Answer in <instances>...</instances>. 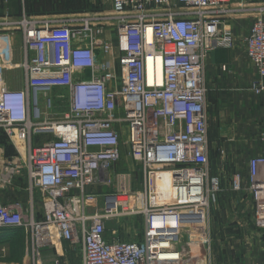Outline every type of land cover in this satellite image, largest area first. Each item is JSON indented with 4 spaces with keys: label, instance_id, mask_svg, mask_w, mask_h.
I'll list each match as a JSON object with an SVG mask.
<instances>
[{
    "label": "built area",
    "instance_id": "2783aa9c",
    "mask_svg": "<svg viewBox=\"0 0 264 264\" xmlns=\"http://www.w3.org/2000/svg\"><path fill=\"white\" fill-rule=\"evenodd\" d=\"M109 1L114 46L96 17L71 25L25 11L0 18V131L15 152V169L42 199L39 217L0 203V228L24 230L35 264L45 249L60 256L63 242L80 245L82 264H183L190 254L184 229L207 226L221 190L208 168L204 63L235 44L216 11L229 0ZM243 44L256 70L250 89L260 94L264 15L252 21ZM114 52L118 72L106 58ZM18 76L20 86L10 85ZM58 102L67 109L55 112ZM124 153L142 168L140 191L131 190L130 173L113 170ZM261 166L264 157H253L247 174L229 182L231 191L249 194L258 231ZM139 216L136 240L132 218ZM108 225L122 227L124 239L117 229L105 238ZM210 241L207 235L204 244Z\"/></svg>",
    "mask_w": 264,
    "mask_h": 264
},
{
    "label": "crops",
    "instance_id": "0c3cea01",
    "mask_svg": "<svg viewBox=\"0 0 264 264\" xmlns=\"http://www.w3.org/2000/svg\"><path fill=\"white\" fill-rule=\"evenodd\" d=\"M82 0H16L10 5L0 9V18L18 17L22 11H34L41 20L66 21L70 24L83 18L85 15L80 10H73V3ZM90 4H96L98 0H87ZM58 2L66 5L63 14L52 17V3ZM223 14V24L228 25L233 35H245L248 33L249 24L256 16L264 15V0H229ZM104 11V12H103ZM102 13L107 14L105 10ZM107 39L111 36H107ZM111 38V37H110ZM236 40V39H235ZM113 43V40H108ZM16 43L18 42L15 41ZM116 53L106 57L118 72L115 60ZM225 66L226 70H222ZM205 83L208 89L205 113L207 116L208 151H209V175L220 179L221 190L216 201L208 212V226L215 232L216 221L213 215L226 214L221 229L224 236L221 237L224 254L220 264H264V250L260 248V235L252 224V203L249 194L243 189L240 192L230 190L229 182L233 174L246 175L249 160L253 157H264V91L255 94L250 89V84L256 76V70L245 56V48L217 49L207 56L204 63ZM8 159V158H6ZM1 162V159H0ZM12 160L10 163H13ZM261 171L264 167L261 166ZM24 172V171H23ZM29 191V189H28ZM4 197L0 194V203L7 207L18 208L26 218L33 212L34 217L42 213V199L37 190L29 191L22 198ZM217 219V218H216ZM20 228V227H19ZM260 233V232H259ZM262 233V232H261ZM263 234V233H262ZM23 235L28 239L24 230ZM216 235V234H215ZM108 238V235H105ZM217 239V238H216ZM217 242V241H216ZM248 245L244 253H240V244ZM22 245V244H21ZM233 245L238 248L231 247ZM28 240L16 251L17 261L11 264H25L30 249ZM262 249V250H261ZM1 250V245H0ZM6 256L9 257L8 248L4 246ZM234 250V251H232ZM189 253L199 252L197 246L190 245ZM240 255L241 258H227V256Z\"/></svg>",
    "mask_w": 264,
    "mask_h": 264
},
{
    "label": "rangeland",
    "instance_id": "374dc122",
    "mask_svg": "<svg viewBox=\"0 0 264 264\" xmlns=\"http://www.w3.org/2000/svg\"><path fill=\"white\" fill-rule=\"evenodd\" d=\"M14 1L16 0H12L7 3H0V9H3L4 7H6V5H10V3H14ZM73 4L75 7H70V8H72L73 10H80V12L83 11L82 14L85 15L84 17L98 18L97 20L102 22L105 25L106 30H109L107 32V36L111 35L110 36L111 38L109 37L108 40H113V41L115 40V36L113 33L114 19L110 18V17L115 16V14L112 11L109 0H98L96 4H90L88 3L87 0H82L81 3L75 2ZM227 4L228 2L223 4L216 10L218 13L217 15L221 18L222 21L224 19L222 16L227 9L226 8ZM51 6L53 8L52 17H59L60 15L64 13L63 10H65L66 5L60 4L58 2H54L52 3ZM103 10H105L107 14L102 13ZM187 10L191 11L190 8H187ZM26 14L28 16H34V15L36 16V14H40V13H35L34 11L29 12L27 10ZM101 19H104V20H101ZM53 20H56V18H54ZM78 21H75V23H77ZM226 26L228 25L226 24ZM237 34L235 37L236 41L233 46V49H236L237 47H241V46L243 47L244 45L243 39L247 35V33L245 35H237ZM15 45H19V42L17 43L15 42ZM20 80H21L20 76H18L16 79H10L11 81L10 85L20 86L21 84ZM61 92L63 93L64 91L59 89V90H55L53 94H60ZM66 109H67L66 102H62V103L58 102L54 105L55 112H63ZM0 149L2 150V154H0V157L2 155V163L0 162V194L3 195L4 197H10L11 199L13 198L12 194L15 193L14 196L16 198H19V195H22V198L24 199V197H26L29 192L28 191V179L22 170L20 171L18 169H15L16 167L15 162L10 163L12 161L11 157L15 155V152L1 132H0ZM113 170L118 171V172L130 173L131 190L132 191L141 190L142 168L139 165L132 162V160L129 158V156L126 153H124L122 156V159L117 164L114 165ZM109 190H110L109 188L99 187L97 189V192L104 193L105 191H109ZM217 195H216V198H217ZM213 215L216 221V228H215L216 230L214 232L212 229L213 233H211L208 223L206 227L204 225H195V226H188L184 229L185 232L182 236V242L188 243V250H189L190 245L197 246L199 249V252L195 254L190 253L191 255L190 254L186 255L185 262L183 264H220V262L222 261V257H223L222 255L225 252L223 250V244L220 241H222L221 237L224 236L225 231H222L221 224L224 222V218L226 214L223 213L221 215L219 214L217 215V212H214ZM132 220L134 221L133 225H134L135 232H137L136 240H138V236L140 235V232H141L140 230L141 218L139 216L136 218H132ZM128 221H131V219H129ZM248 221H249V224L252 226L253 224L250 223L249 218H248ZM106 228H107L106 234L108 236H110V233L113 229H117L118 237L121 240L124 239L123 233H122V227L118 228L115 225H108ZM254 229L256 228L254 227ZM126 230H127V227H125V231ZM256 231L260 235V239H261L260 248H263L264 250V231H258L257 229ZM207 235L209 236V240L211 241L208 242L207 244H204V241L206 240ZM27 238H28L27 239L28 243H30L29 237ZM27 240L24 237V235H22V236H19L18 240L15 242L0 244L1 245L0 264H11L10 262L17 261L16 259H14L17 254L16 251H18V248H20L23 244H25ZM4 246L8 248L9 257L6 256L7 252L5 253ZM230 246L236 248L238 251V248L236 247V245L235 246L230 245ZM247 246L248 245L241 243L240 248H239L240 253H242L244 251V248H246ZM61 248L62 250H61L60 256L57 255L55 250L51 251L50 249H45L42 252L41 264H82V252H81V247L79 244L75 245V244L63 242L61 243ZM29 254H30V249H29ZM240 255H236V254L235 256L230 255V257L227 256V258L229 259L231 258L235 259L236 257L241 258ZM193 256H196V258L193 259L192 258ZM224 257H226L225 254H224ZM25 264H35V262L29 258L26 260Z\"/></svg>",
    "mask_w": 264,
    "mask_h": 264
},
{
    "label": "trees",
    "instance_id": "16d2710c",
    "mask_svg": "<svg viewBox=\"0 0 264 264\" xmlns=\"http://www.w3.org/2000/svg\"><path fill=\"white\" fill-rule=\"evenodd\" d=\"M22 235H23V229L19 227L0 228V244L15 242L18 240L19 236H22Z\"/></svg>",
    "mask_w": 264,
    "mask_h": 264
},
{
    "label": "bare ground",
    "instance_id": "6f19581e",
    "mask_svg": "<svg viewBox=\"0 0 264 264\" xmlns=\"http://www.w3.org/2000/svg\"><path fill=\"white\" fill-rule=\"evenodd\" d=\"M157 73H158V77L160 79L161 75H162V66H161V64L159 62L157 63ZM0 154H2V150L1 149H0ZM0 159H1V163H2V155H1Z\"/></svg>",
    "mask_w": 264,
    "mask_h": 264
}]
</instances>
